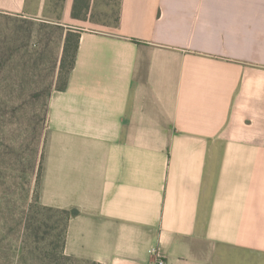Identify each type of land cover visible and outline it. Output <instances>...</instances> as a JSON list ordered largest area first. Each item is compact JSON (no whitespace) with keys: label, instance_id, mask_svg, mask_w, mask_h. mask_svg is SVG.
I'll use <instances>...</instances> for the list:
<instances>
[{"label":"crops","instance_id":"obj_1","mask_svg":"<svg viewBox=\"0 0 264 264\" xmlns=\"http://www.w3.org/2000/svg\"><path fill=\"white\" fill-rule=\"evenodd\" d=\"M64 2L66 24L0 0V66H58L67 27L82 30L25 193L78 211L63 254L154 264L157 246L166 264H264V0H120L107 32Z\"/></svg>","mask_w":264,"mask_h":264},{"label":"rangeland","instance_id":"obj_2","mask_svg":"<svg viewBox=\"0 0 264 264\" xmlns=\"http://www.w3.org/2000/svg\"><path fill=\"white\" fill-rule=\"evenodd\" d=\"M119 1L89 0L90 9L86 19L81 20L83 25L91 30L112 31ZM65 5L64 0H26V13L36 18L50 16L52 22L66 24L62 16ZM34 22L20 19V33L22 29L27 32V28L39 33L42 25ZM53 27L58 26L52 24ZM57 34L58 31H52V49L58 47ZM5 47L9 54L10 45L1 44L0 64L4 62ZM30 58L20 61L19 66L11 65V61L7 66H0V264H93L74 258L53 261L57 254H51L52 232L48 225L56 215L40 206L28 210L26 182L30 185L32 164L47 135L50 95L60 85L55 60L47 61L45 66H35L37 58ZM32 195L33 200L37 195ZM26 216L32 217L29 228L23 226ZM38 225V238L33 239L32 228ZM42 236L44 238L39 240Z\"/></svg>","mask_w":264,"mask_h":264},{"label":"trees","instance_id":"obj_3","mask_svg":"<svg viewBox=\"0 0 264 264\" xmlns=\"http://www.w3.org/2000/svg\"><path fill=\"white\" fill-rule=\"evenodd\" d=\"M119 7H120V1L118 4L117 13L114 18L115 27L117 26L118 20H119ZM89 9H90L89 0H72L71 9H70V17L74 20L84 21L86 19V15ZM81 31L82 30L78 28L67 27V31L64 36L61 56L58 62V72H59L58 80H59L60 85L57 86L56 90H63L65 88L66 77L74 64L75 52L77 49L78 39H79ZM40 171H41V161H39V164L37 167V178L40 175ZM38 206L42 207L48 212H53L54 215H56V219L53 220L52 224L48 225L49 231L52 232L51 234L52 240L49 242L50 249L53 251L51 254L52 255L57 254L56 256L57 258L52 257L53 259L52 258L51 259L55 261L57 259L72 258L70 256L63 254L64 232H65L66 221L70 217L76 215L78 211L75 208H72L70 210H64V209H55L52 207L42 206L41 204L39 205L37 196H34V199L29 204L28 210L34 207H38ZM51 216H53V214H51L49 217L51 218ZM31 219H32L31 216L29 218H27V216L23 218V223L25 227L29 228V225H30L29 223ZM32 229H34L32 231L33 239L38 238L37 232L39 230V225L35 226ZM43 238L44 236L40 237L39 240Z\"/></svg>","mask_w":264,"mask_h":264},{"label":"built area","instance_id":"obj_4","mask_svg":"<svg viewBox=\"0 0 264 264\" xmlns=\"http://www.w3.org/2000/svg\"><path fill=\"white\" fill-rule=\"evenodd\" d=\"M154 264H166L165 255L159 250L157 246L151 248Z\"/></svg>","mask_w":264,"mask_h":264}]
</instances>
